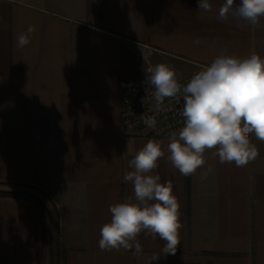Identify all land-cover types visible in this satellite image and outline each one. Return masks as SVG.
Returning <instances> with one entry per match:
<instances>
[{
    "label": "crops",
    "instance_id": "1",
    "mask_svg": "<svg viewBox=\"0 0 264 264\" xmlns=\"http://www.w3.org/2000/svg\"><path fill=\"white\" fill-rule=\"evenodd\" d=\"M213 3L206 13L198 0H0V180L39 185L54 203L61 264H264V142L254 137L259 155L244 167L211 150L191 176L158 161L180 205L175 255L143 234L139 256L98 246L109 206L132 195L128 160L150 139L168 142L125 136L127 84L157 63L191 72L224 47L264 57V19L238 28ZM29 25L37 31L19 48ZM45 243L39 203L0 195V264H46Z\"/></svg>",
    "mask_w": 264,
    "mask_h": 264
},
{
    "label": "clouds",
    "instance_id": "2",
    "mask_svg": "<svg viewBox=\"0 0 264 264\" xmlns=\"http://www.w3.org/2000/svg\"><path fill=\"white\" fill-rule=\"evenodd\" d=\"M214 8L213 0H198V10L210 13ZM215 11L220 22L255 29L262 26L264 0H222ZM36 31L35 25H29L16 36V46L30 44ZM204 42L199 37L193 40L197 46ZM144 72L157 110L166 98L183 93V126L169 133L166 146L150 139L128 160L130 170L123 180L131 185L132 195L109 206L111 219L100 228L98 246L101 251L133 250L139 256L143 234L145 239L164 241L162 255H175L182 227L180 205L172 182H162L155 171L158 161L166 156L180 174L191 176L205 165L208 150L221 164L234 162L237 167L257 158L259 150L252 137L264 142V57L256 52L239 57L221 48L186 84L178 81L175 68L166 63L144 67ZM144 123L154 128L157 121L153 116ZM210 171L200 178L206 179Z\"/></svg>",
    "mask_w": 264,
    "mask_h": 264
},
{
    "label": "built area",
    "instance_id": "3",
    "mask_svg": "<svg viewBox=\"0 0 264 264\" xmlns=\"http://www.w3.org/2000/svg\"><path fill=\"white\" fill-rule=\"evenodd\" d=\"M204 67L199 65L193 71L176 77L181 84H186L194 73ZM152 91L147 80L135 79L127 84L121 98V124L125 136L167 138L171 131H178L183 126V93L166 98L157 110L156 102L151 99ZM144 97H148L146 103L143 102ZM153 116L157 123L154 128H149L144 119Z\"/></svg>",
    "mask_w": 264,
    "mask_h": 264
},
{
    "label": "rangeland",
    "instance_id": "4",
    "mask_svg": "<svg viewBox=\"0 0 264 264\" xmlns=\"http://www.w3.org/2000/svg\"><path fill=\"white\" fill-rule=\"evenodd\" d=\"M16 192L17 196L34 199L39 203L45 213L46 221V264H61V256L58 248L59 232L55 220V206L51 199L41 190L39 185H11L0 182V194L7 195ZM52 212V213H51ZM60 259V263H59Z\"/></svg>",
    "mask_w": 264,
    "mask_h": 264
},
{
    "label": "trees",
    "instance_id": "5",
    "mask_svg": "<svg viewBox=\"0 0 264 264\" xmlns=\"http://www.w3.org/2000/svg\"><path fill=\"white\" fill-rule=\"evenodd\" d=\"M1 183H5V184H11V185H24V186H30V185H33V184H28V183H18V182H11V181H1ZM16 192H10L9 194L7 195H4V194H0V195H3V196H11V197H21V196H17V194H15ZM58 248H59V251L60 253L62 252L61 251V248H60V241L58 242ZM59 263H60V259H59Z\"/></svg>",
    "mask_w": 264,
    "mask_h": 264
}]
</instances>
